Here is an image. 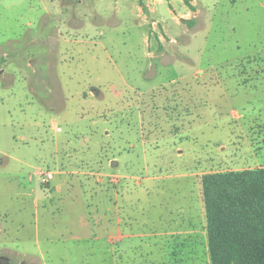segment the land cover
<instances>
[{
	"label": "rangeland",
	"instance_id": "obj_1",
	"mask_svg": "<svg viewBox=\"0 0 264 264\" xmlns=\"http://www.w3.org/2000/svg\"><path fill=\"white\" fill-rule=\"evenodd\" d=\"M255 167L264 0H0L7 264H209L200 176Z\"/></svg>",
	"mask_w": 264,
	"mask_h": 264
},
{
	"label": "trees",
	"instance_id": "obj_2",
	"mask_svg": "<svg viewBox=\"0 0 264 264\" xmlns=\"http://www.w3.org/2000/svg\"><path fill=\"white\" fill-rule=\"evenodd\" d=\"M209 264H264V167L200 176Z\"/></svg>",
	"mask_w": 264,
	"mask_h": 264
},
{
	"label": "crops",
	"instance_id": "obj_3",
	"mask_svg": "<svg viewBox=\"0 0 264 264\" xmlns=\"http://www.w3.org/2000/svg\"><path fill=\"white\" fill-rule=\"evenodd\" d=\"M223 171V170H222ZM200 201H202L201 200V197H200ZM205 218V217H204ZM205 225V224H204ZM203 235H204V242H206V246H207V241H206V233H205V226H204V231H203ZM94 239V238H93ZM97 241V240H96ZM104 241H105V244H107V245H109V241H107V239L106 238H104ZM105 248L107 249V251L104 249V252L106 253V255H108L109 256V253H110V251H109V248H107V246L105 245Z\"/></svg>",
	"mask_w": 264,
	"mask_h": 264
},
{
	"label": "built area",
	"instance_id": "obj_4",
	"mask_svg": "<svg viewBox=\"0 0 264 264\" xmlns=\"http://www.w3.org/2000/svg\"><path fill=\"white\" fill-rule=\"evenodd\" d=\"M53 176V173L48 171L44 174V180H50Z\"/></svg>",
	"mask_w": 264,
	"mask_h": 264
},
{
	"label": "water",
	"instance_id": "obj_5",
	"mask_svg": "<svg viewBox=\"0 0 264 264\" xmlns=\"http://www.w3.org/2000/svg\"><path fill=\"white\" fill-rule=\"evenodd\" d=\"M7 258L6 257H0V264H7Z\"/></svg>",
	"mask_w": 264,
	"mask_h": 264
}]
</instances>
